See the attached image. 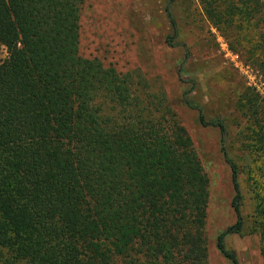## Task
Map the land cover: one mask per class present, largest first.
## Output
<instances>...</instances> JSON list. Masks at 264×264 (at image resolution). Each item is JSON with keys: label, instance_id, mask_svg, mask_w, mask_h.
Returning <instances> with one entry per match:
<instances>
[{"label": "trees", "instance_id": "16d2710c", "mask_svg": "<svg viewBox=\"0 0 264 264\" xmlns=\"http://www.w3.org/2000/svg\"><path fill=\"white\" fill-rule=\"evenodd\" d=\"M171 2L167 44L177 35ZM80 3L0 0V264H206L207 178L192 142L138 70L119 73L78 54ZM198 3L221 33L239 12L259 15L263 58L264 0ZM187 94L198 125L218 131L234 221L214 246L237 264L223 243L243 228L227 130ZM238 107L264 184V97L242 91ZM255 214L264 242V197Z\"/></svg>", "mask_w": 264, "mask_h": 264}, {"label": "rangeland", "instance_id": "374dc122", "mask_svg": "<svg viewBox=\"0 0 264 264\" xmlns=\"http://www.w3.org/2000/svg\"><path fill=\"white\" fill-rule=\"evenodd\" d=\"M166 4L167 0H81L78 54L119 73L138 70L151 92L164 95L207 178L206 264H230L215 249L214 239L234 221L232 191L228 167L219 152L218 131L198 125L197 112L182 102L183 93L188 91V102L201 109L206 121H222L227 130L225 148L237 167L243 222L240 234L224 238V247L237 264H264V242L256 231L255 216L264 184L259 162H250L253 148H247L245 118L238 107L242 91L264 97V56L255 50L262 19L239 12L221 33L205 19L198 0H172L169 10L177 35L167 44L172 31ZM253 55L256 60H251Z\"/></svg>", "mask_w": 264, "mask_h": 264}]
</instances>
